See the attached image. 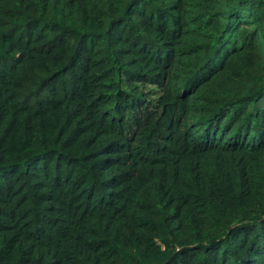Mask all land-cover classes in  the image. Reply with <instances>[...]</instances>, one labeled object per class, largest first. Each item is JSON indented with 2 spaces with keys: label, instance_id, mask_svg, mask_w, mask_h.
<instances>
[{
  "label": "trees",
  "instance_id": "1",
  "mask_svg": "<svg viewBox=\"0 0 264 264\" xmlns=\"http://www.w3.org/2000/svg\"><path fill=\"white\" fill-rule=\"evenodd\" d=\"M0 264H264V0H0Z\"/></svg>",
  "mask_w": 264,
  "mask_h": 264
}]
</instances>
